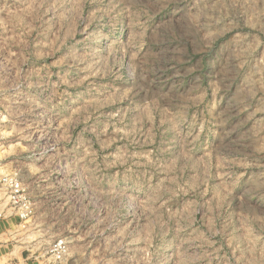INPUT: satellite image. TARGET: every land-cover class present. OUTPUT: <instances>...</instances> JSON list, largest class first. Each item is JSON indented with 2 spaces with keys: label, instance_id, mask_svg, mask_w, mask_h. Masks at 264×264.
I'll return each instance as SVG.
<instances>
[{
  "label": "rangeland",
  "instance_id": "rangeland-1",
  "mask_svg": "<svg viewBox=\"0 0 264 264\" xmlns=\"http://www.w3.org/2000/svg\"><path fill=\"white\" fill-rule=\"evenodd\" d=\"M0 264H264V0H0Z\"/></svg>",
  "mask_w": 264,
  "mask_h": 264
},
{
  "label": "built area",
  "instance_id": "built-area-1",
  "mask_svg": "<svg viewBox=\"0 0 264 264\" xmlns=\"http://www.w3.org/2000/svg\"><path fill=\"white\" fill-rule=\"evenodd\" d=\"M4 185L7 190L8 194L11 200H13L16 204L19 203V199L23 196V189L20 183L17 181H8ZM61 245V243H58L54 248L58 250V247Z\"/></svg>",
  "mask_w": 264,
  "mask_h": 264
}]
</instances>
